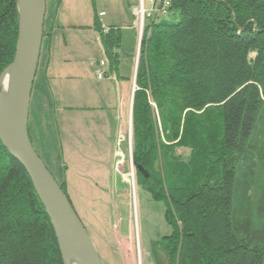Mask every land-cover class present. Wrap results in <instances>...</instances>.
Segmentation results:
<instances>
[{"label": "trees", "instance_id": "16d2710c", "mask_svg": "<svg viewBox=\"0 0 264 264\" xmlns=\"http://www.w3.org/2000/svg\"><path fill=\"white\" fill-rule=\"evenodd\" d=\"M169 2L168 16L145 23L131 114L135 184L163 202L171 228L152 243L153 264H264V0ZM94 18L113 68L121 34ZM17 30L16 0H0V75ZM49 154L38 156L69 199ZM0 264H63L29 177L1 143Z\"/></svg>", "mask_w": 264, "mask_h": 264}, {"label": "rangeland", "instance_id": "374dc122", "mask_svg": "<svg viewBox=\"0 0 264 264\" xmlns=\"http://www.w3.org/2000/svg\"><path fill=\"white\" fill-rule=\"evenodd\" d=\"M50 2L53 5L51 8ZM56 2L57 0L46 1L48 8L45 29L52 22ZM75 3L77 8L72 10L79 14V23L84 25L87 23L86 18H91L92 26L94 14L99 16L100 12H107L109 18L106 22L115 21L119 7L126 14L120 18L119 25L131 26L132 18L129 21L128 17L132 15L131 10L139 6V0H75ZM145 9H148L147 3ZM55 22L61 23L58 19ZM100 22L104 23V19L102 18ZM134 28L138 34L135 26ZM90 35L87 30L81 31L72 27L56 30L51 41V49L55 51L60 48L63 51V40H67L72 62L81 63L84 61V50L79 43L83 44ZM142 39L143 35L141 40L138 38V56ZM47 45L48 41L44 39L41 46L43 54ZM96 47L93 43V48L90 49L92 54ZM76 48H79L78 52ZM133 89L136 90L135 84ZM71 126L67 123L64 127L67 128L69 136L64 140L67 142L66 145L63 142L60 148L57 141L51 144L54 148L58 147L56 153L49 154L52 157L51 163L57 166L59 176L53 174L56 180L60 177V181L65 179L66 174L69 200L95 246L101 264H153L152 243L168 236L171 228L165 219L163 202L154 200L148 192L135 184L132 162V117L129 118V115L126 117L119 139L116 129L111 131V135V129L105 127L107 135L110 136L104 137V142L98 140L97 130L93 129L90 123L87 129L83 123L81 124L84 135L81 131L74 135V138L76 136L84 144L71 140ZM178 153L184 152L180 150ZM38 154L46 157V153Z\"/></svg>", "mask_w": 264, "mask_h": 264}, {"label": "crops", "instance_id": "0c3cea01", "mask_svg": "<svg viewBox=\"0 0 264 264\" xmlns=\"http://www.w3.org/2000/svg\"><path fill=\"white\" fill-rule=\"evenodd\" d=\"M52 6L50 2L49 7ZM47 8L46 6V12ZM55 8L52 22L45 29L46 35L43 40L47 39L48 45L45 54L42 49L40 51L30 102L28 128L38 153H56L58 147L51 146L54 141L59 143L60 148L63 142L67 144L64 141L69 138L67 128H64L67 123L72 125L71 140L81 144L84 142L76 136L74 138V135L77 131L82 132V123L86 129L90 123V126L97 130L98 140L102 142H104V137L110 136L107 135L105 127L111 129V135V131L116 129L119 139L126 117L131 116L132 93L135 84L139 37L133 25V15L128 17L129 21L132 18L131 26L119 25L120 18L126 16L121 7L118 9L115 21L106 22L109 18L107 12H100V14L104 13L102 17L97 16L104 31L109 27H116L121 34V44L115 51L118 55V63L110 68L99 35L92 28L93 19L86 18L87 23L84 25L79 23V14L72 10L77 8L75 0H59ZM102 18L104 23L100 22ZM56 19L61 23L57 24ZM71 27L81 31L87 30L91 34L87 40L83 41V44L79 43L84 50V61L81 63L72 62L70 56L72 53L67 46V40H63V51L60 48L55 51L51 49L55 31ZM93 43L97 47L92 54L90 49L93 48ZM76 50L78 52L79 48ZM102 61L107 62V65L99 68V63ZM100 70L104 71L102 79L97 77ZM81 134L84 135L83 132ZM46 160L52 170L50 171L59 176L57 166L51 163V155ZM63 180L68 183L66 174Z\"/></svg>", "mask_w": 264, "mask_h": 264}, {"label": "water", "instance_id": "95a60500", "mask_svg": "<svg viewBox=\"0 0 264 264\" xmlns=\"http://www.w3.org/2000/svg\"><path fill=\"white\" fill-rule=\"evenodd\" d=\"M18 30L6 106L0 100V143L30 179L52 226L63 264H101L98 252L70 200L47 170L29 138L31 94L38 68L46 16V0H16ZM135 90L133 89V95ZM132 95V102H133ZM131 102V108H132Z\"/></svg>", "mask_w": 264, "mask_h": 264}, {"label": "built area", "instance_id": "2783aa9c", "mask_svg": "<svg viewBox=\"0 0 264 264\" xmlns=\"http://www.w3.org/2000/svg\"><path fill=\"white\" fill-rule=\"evenodd\" d=\"M145 3L148 4V9H145ZM170 8L169 0H139V6L132 9V15L135 20V27L138 31L139 40H141L145 23L148 19H157L164 18L168 16ZM103 14H99V17H102ZM107 65V62L99 63V68H102ZM98 79L104 77V71H99L97 74Z\"/></svg>", "mask_w": 264, "mask_h": 264}, {"label": "bare ground", "instance_id": "6f19581e", "mask_svg": "<svg viewBox=\"0 0 264 264\" xmlns=\"http://www.w3.org/2000/svg\"><path fill=\"white\" fill-rule=\"evenodd\" d=\"M11 82V71H8L4 77L0 80V100L4 106H6L9 96ZM67 264H77L76 260L72 257L66 258Z\"/></svg>", "mask_w": 264, "mask_h": 264}]
</instances>
